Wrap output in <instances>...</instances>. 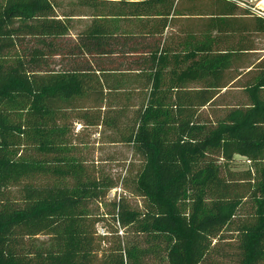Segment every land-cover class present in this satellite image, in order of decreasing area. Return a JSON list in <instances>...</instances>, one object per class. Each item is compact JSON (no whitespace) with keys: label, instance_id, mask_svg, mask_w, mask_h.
<instances>
[{"label":"trees","instance_id":"trees-1","mask_svg":"<svg viewBox=\"0 0 264 264\" xmlns=\"http://www.w3.org/2000/svg\"><path fill=\"white\" fill-rule=\"evenodd\" d=\"M60 1L0 0V264H264V17ZM229 88L241 99L205 116ZM88 127L138 154V207L120 193L98 211L116 181L89 162Z\"/></svg>","mask_w":264,"mask_h":264},{"label":"rangeland","instance_id":"rangeland-1","mask_svg":"<svg viewBox=\"0 0 264 264\" xmlns=\"http://www.w3.org/2000/svg\"><path fill=\"white\" fill-rule=\"evenodd\" d=\"M249 3L252 7L256 9H264V0H240ZM73 0H61L60 5L63 8L72 7ZM74 29L72 33L74 34L75 29H79L86 20L84 18H76ZM254 42L257 47L264 48V39L256 38ZM258 52H262L259 50ZM260 53H253L250 56V61L254 60ZM242 97L241 91L238 88H229L223 96L218 97L212 104L207 107L204 115H209L211 118L216 117L219 112L226 105L232 104L240 100ZM80 125L76 124L75 130L80 129ZM82 130V129H80ZM82 142L84 143V151L87 154L89 162L96 166V171L103 176L111 178L116 181V186L109 191L104 201L99 206L98 211L110 212L113 208V200L117 201L118 196L121 193L125 198L126 203L132 207H138L140 205L141 199L136 196L132 190V176L134 170L140 165L139 156L136 154L130 145L124 144L122 142L114 141L113 133L107 129L88 127L85 128L81 134ZM236 161L239 167H247L248 162L242 157L236 156ZM124 183L126 184L124 186ZM127 188V189H124ZM123 193V194H122ZM116 203V202H115ZM62 215H54L50 218L54 223L60 224ZM110 219V218H108ZM106 226L109 225L106 223ZM62 227V225H61ZM102 223L97 225L98 230L102 231ZM119 232L122 236L123 241L127 237H131L130 232L126 233L123 229Z\"/></svg>","mask_w":264,"mask_h":264},{"label":"built area","instance_id":"built-area-1","mask_svg":"<svg viewBox=\"0 0 264 264\" xmlns=\"http://www.w3.org/2000/svg\"><path fill=\"white\" fill-rule=\"evenodd\" d=\"M239 4L241 6H244V3L243 2H239ZM250 9H251V11H253L254 13H256L257 15H259L261 17H264V11L262 9H256V8H254L252 6H250Z\"/></svg>","mask_w":264,"mask_h":264}]
</instances>
